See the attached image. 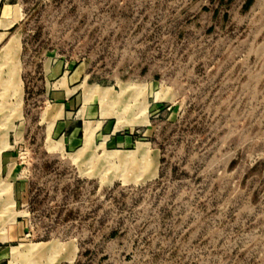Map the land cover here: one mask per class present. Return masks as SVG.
<instances>
[{
    "label": "rangeland",
    "instance_id": "374dc122",
    "mask_svg": "<svg viewBox=\"0 0 264 264\" xmlns=\"http://www.w3.org/2000/svg\"><path fill=\"white\" fill-rule=\"evenodd\" d=\"M0 264H264V0H0Z\"/></svg>",
    "mask_w": 264,
    "mask_h": 264
},
{
    "label": "bare ground",
    "instance_id": "6f19581e",
    "mask_svg": "<svg viewBox=\"0 0 264 264\" xmlns=\"http://www.w3.org/2000/svg\"><path fill=\"white\" fill-rule=\"evenodd\" d=\"M33 252L34 253H42V249H41V247H36L33 249Z\"/></svg>",
    "mask_w": 264,
    "mask_h": 264
},
{
    "label": "crops",
    "instance_id": "0c3cea01",
    "mask_svg": "<svg viewBox=\"0 0 264 264\" xmlns=\"http://www.w3.org/2000/svg\"><path fill=\"white\" fill-rule=\"evenodd\" d=\"M78 133H79V129H74V131H73L72 134H73V136H74V135H76V134L78 135Z\"/></svg>",
    "mask_w": 264,
    "mask_h": 264
}]
</instances>
